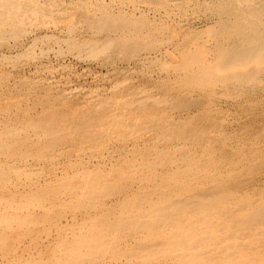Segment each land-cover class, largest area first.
Masks as SVG:
<instances>
[{"label": "rangeland", "instance_id": "rangeland-1", "mask_svg": "<svg viewBox=\"0 0 264 264\" xmlns=\"http://www.w3.org/2000/svg\"><path fill=\"white\" fill-rule=\"evenodd\" d=\"M8 1L0 264H264V0Z\"/></svg>", "mask_w": 264, "mask_h": 264}, {"label": "bare ground", "instance_id": "bare-ground-1", "mask_svg": "<svg viewBox=\"0 0 264 264\" xmlns=\"http://www.w3.org/2000/svg\"><path fill=\"white\" fill-rule=\"evenodd\" d=\"M11 1H12V0H11ZM48 1H49V0H48ZM155 1H156V0H155ZM155 1H154V2H155ZM142 2H143V1H142ZM8 3H9L8 0H0V14H2L3 12L5 13V7H6V12H7L8 7H9V6H8ZM17 4H18V3H17ZM164 4H165V3H164ZM189 4H190V3H189ZM18 5H20V4H18ZM49 6H50V5H49ZM52 7H53V6H52ZM163 8H164V7H163ZM9 9H10V8H9ZM13 10H14V9H13ZM18 10H20V9L18 8ZM22 10H23V9H22ZM36 10H37V9H36ZM170 10H171V9H170ZM15 11H16V10H15ZM42 11H43V10H42ZM166 11H167V10H166ZM182 11H183V10H182ZM33 12H35V11H33ZM39 12H40V11H39ZM43 12H44V11H43ZM30 13H31V12H30ZM68 13H69V12H68ZM15 14H16V13H15ZM25 14H26V13H25ZM28 14H29V12H28ZM41 14H42V13H41ZM41 14H40V15H41ZM51 14H52V13H51ZM22 15H23V13H22ZM37 15H39V14H37ZM14 16H15V15H14ZM31 16H32V15H31ZM11 17H12V15H11ZM23 17H24V16H23ZM23 17H22V18H23ZM35 17H36V16H35ZM100 17H101V16H100ZM0 20H1V19H0ZM3 20H4V18H3ZM33 20H34V19H33ZM81 20H82V19H81ZM12 21H13V20H12ZM87 21H88V20H87ZM28 22H29V21H28ZM28 22H27V23H28ZM4 23H5V22H4ZM14 23H15V22H14ZM0 25H1V24H0ZM10 25H12V24H10ZM70 25H71V24H70ZM74 26H75V25H74ZM1 28H3V27H1ZM70 28H72V27H70ZM82 34H83V33H82ZM262 43H263V42H261V44H262ZM263 44H264V43H263ZM9 48H11V47H9ZM54 50H55V49H54ZM258 51H259V50H258ZM53 53H54V52H53ZM247 53H248V52H247ZM237 54H238V53H237ZM250 54H251V53H250ZM257 54H258V53H257ZM259 54H260V53H259ZM241 55H242V54H241ZM256 56H257V55H256ZM236 57H237V56H236ZM227 58H228V57H227ZM248 58H249V57H248ZM252 58H253V57H252ZM255 58H256V57H255ZM234 59H235V58H234ZM240 59H241V58H240ZM261 60H262V59H261ZM137 63H138V62H137ZM225 63H226V62H225ZM230 63H231V62H230ZM230 63H229V64H230ZM229 64H227V66H228ZM245 64H246V63H245ZM220 65H221V64H220ZM239 66H240V65H239ZM140 67H141V66H140ZM225 67H226V65H225ZM252 67H253V65L251 66V68H252ZM227 68H228V67H227ZM237 68H238V67H237ZM235 70H236V69H235ZM157 88H158V87H157ZM148 90H149V89H148ZM140 91H141V90H140ZM137 96H138V95H137ZM148 98H149V97H148ZM153 98H154V97H153ZM161 98H162V97H161ZM94 99H95V98H94ZM116 99H117V98H116ZM126 99H127V98H126ZM145 99L147 100V98H145ZM158 99H160V98H158ZM111 100H112V99H111ZM117 100H118V99H117ZM142 100H143V99H142ZM142 100H141V101H142ZM161 100H162V99H161ZM195 100H196V99H195ZM104 101H105V100H104ZM107 101H109V100H107ZM114 101L116 102V100H114ZM137 101H138V100H137ZM147 101H148V100H147ZM155 101H156V100H155ZM196 101H197V100H196ZM196 101H195V103H196ZM100 102H101V101H100ZM100 102H98V103H100ZM115 102H114V103H115ZM142 102H143V101H142ZM153 102H154V101H153ZM157 102H158V101H157ZM164 102H165V101H164ZM112 103H113V102H112ZM129 103H130V102H129ZM139 103H140V101H139ZM151 103H152V102H151ZM109 104H111V103H109ZM109 104H106V108H108V109H106V116H105V117L103 116V118H105L106 121L103 120V122H106V124H109V123H110L111 125L114 124V123H116V125H117V124H120V123H122V124H128V123H126V122H127V121H126L127 119H125V115H126L128 112H126V111H119L121 108L119 109V108H117V106H115V105H114L115 107H111L112 105H109ZM131 104H132V103H131ZM133 104H134V103H133ZM156 104H157V103H156ZM103 105H105V104L103 103ZM107 105H109V106H107ZM121 105H122V104H121ZM125 105H126V104H125ZM160 105H161V104H160ZM1 106H2V104H1ZM122 106H123V105H122ZM136 106L138 107L137 103H136ZM143 106H145V105H143ZM76 107H77V106H76ZM175 107H176V106H175ZM122 109H123V108H122ZM126 109H127V108H126ZM95 110H96V109H95ZM101 110H102V109H101ZM69 111H70V110H69ZM71 111H72V110H71ZM73 111H75V110H73ZM127 111H129V110H127ZM131 111H132V110H131ZM103 112H104V111H103ZM134 112H135V110H134ZM137 112H138V111H136L135 113H137ZM139 112H140V111H139ZM82 113H83V115H84V112H82ZM82 113H81V114H82ZM101 113H102V112H101ZM56 114H57V113H56ZM66 114H67V112H66ZM66 114H65V115H66ZM68 114H69V113H68ZM121 114H122V115L124 114V117H121ZM54 115H55V114H54ZM83 115H81V116H83ZM88 115H89V114H88ZM104 115H105V114H104ZM51 116H52V115H51ZM71 116H72V114H71ZM84 116H85V115H84ZM99 116H101V115H99ZM46 117H47V116H46ZM72 117H73V116H72ZM57 118H58V117H56V120H57ZM60 118H61V117H60ZM137 118H138V117H137ZM62 119H64V118H62ZM69 120H70V119H69ZM134 120H135V119H134ZM40 121H41V120H40ZM58 121H61V120H58ZM58 121H57V122H58ZM64 121H65V120H64ZM66 121H68V120H66ZM88 121H89V119H88ZM88 121H87V122H88ZM137 121H139V119H138ZM137 121H136V122H137ZM140 121H143V120H140ZM35 122H36V121H35ZM52 122H53V121H52ZM54 122H55V121H54ZM45 123H46V122H45ZM45 123H44V125H45ZM42 124H43V123H42ZM46 124H47V123H46ZM58 124H59V123H58ZM81 124H83V123H81ZM84 124H85V123H84ZM95 124H96V123H95ZM99 124H100V123H99ZM110 124H109V125H110ZM131 124H132V122H131ZM134 124H135V123H134ZM36 125H37V124H36ZM136 125H137V124H136ZM105 126H106V125H105ZM149 126H150V125H149ZM149 126H147V127L149 128ZM39 127H40V126H39ZM39 127H38V128H39ZM76 127H77V126H76ZM112 127H114V126H112ZM121 127H122V125H121ZM165 127H166V126H165ZM56 128H57V127H56ZM84 128H85V127H84ZM89 128H90V127H89ZM103 128H104V127H103ZM58 129H59V128H58ZM143 129H144V128H142V130H143ZM76 130H77V129H76ZM79 130H80V129H79ZM95 130H96V129H95ZM99 130H100V128H99ZM134 130H135V129H134ZM144 130H145V129H144ZM157 130H158V129H157ZM49 131H51V130H49ZM57 131H58V130H57ZM65 131H66V130H65ZM84 131H85V130H84ZM90 131H91V130H90ZM100 131H102V130H100ZM137 131H138V130H137ZM154 131H155V130H154ZM103 132H104V131H103ZM53 133H55V132H53ZM56 133H58V132H56ZM59 133H60V132H59ZM122 133H123V131H122ZM126 133H127V132H126ZM128 133H129V132H128ZM51 134H52V132H51ZM130 134H131V133H130ZM46 135H48V134H46ZM49 135H50V134H49ZM54 135H55V134H54ZM124 135H125V134H124ZM35 141H36V140H35ZM117 141H118V140H117ZM12 144H13V143H12ZM48 144H49V143H48ZM1 145H2V144H1ZM45 145H46V144H45ZM34 146H35V145H34ZM48 147H49V146H48ZM48 147H47V148H48ZM0 149H1V148H0ZM9 149H10V148H9ZM14 149H15V148H14ZM17 149H18V148H17ZM45 150H46V148H45ZM158 150H159V149H158ZM28 156H29V155H28ZM135 158H136V157H135ZM123 162H124V161H123ZM123 165H124V164H123ZM83 171H84V170H83ZM98 172H99V171H98ZM98 172H96V173H98ZM119 174H120V173H119ZM77 175H78V174H77ZM89 175H90V174H89ZM93 175H94V173H93ZM113 175H114V174H113ZM125 175H126V174H125ZM98 176H99V175H98ZM100 176L102 177L103 174L100 175ZM106 176H107V175H106ZM122 176H123V175H122ZM70 177H71V176H70ZM89 177H90V176H89ZM232 177H233V176H232ZM65 178H66V177H65ZM94 178H96V176H95ZM68 179H69V178H68ZM70 179H71V178H70ZM76 179H77V178H76ZM79 180H81V179H79ZM95 180H96V179H95ZM105 180H106V179H105ZM234 180H235V179H234ZM97 181H98V180H97ZM102 181H103V180H102ZM68 182H69V181H68ZM84 182H85V181H84ZM108 182H109V181H108ZM228 182H229V181H228ZM243 182H244V181H243ZM58 183H59V182H58ZM63 183H65V182H63ZM73 183H74V182H73ZM61 184H62V183H61ZM67 184H68V183H67ZM69 184H70V183H69ZM69 184H68V186H69ZM88 184H89V183H88ZM88 184H87V185H88ZM90 184H92V183H90ZM226 184H227V183H226ZM229 184H230V183H229ZM236 184H237V183H236ZM242 184H243V183H242ZM72 185H73V184H72ZM76 185H77V184H76ZM87 185H86V186H87ZM92 185H93V184H92ZM64 186H65V185H64ZM86 186H83V187L86 188ZM101 186H102V185H101ZM104 186H105V185H104ZM111 186H112V184H111ZM225 186H226V185H225ZM74 187H75V186H74ZM77 187H78V186H77ZM108 187H109V186H108ZM126 187H127V186H126ZM211 187H212V186H211ZM65 188H66V187H65ZM69 188H70V190H71L72 187L69 186ZM69 188L66 189V190H69ZM123 188H124V187H123ZM76 189H77V188H76ZM93 189H95V188H93ZM99 189H101V187H100ZM109 189H110V188H109ZM208 189H209V188H208ZM220 189H221V188H220ZM63 190H64V189H63ZM70 190H69V191H70ZM77 190H78V189H77ZM84 190H85V189H84ZM104 190H106V189H104ZM48 191H51V190H48ZM55 191L58 192V190H55ZM64 191H65V190H64ZM72 191H73V190H72ZM78 191H79V190H78ZM52 192H53V191H52ZM49 193H50V192H49ZM67 193H70V192H67ZM74 193H75V192H74ZM97 193H98V192H97ZM97 193H96V194H97ZM109 193H110V192H109ZM156 193H157V192H156ZM165 193H166V192H165ZM45 194H46V193H45ZM56 194H57V193H56ZM93 194H94V196H95V192H94ZM98 194H100V193H98ZM143 194H144V193H143ZM210 194H212V193H210ZM214 194H215V193H214ZM78 195H79V194H78ZM101 195H102V193H101ZM141 195H142V194H141ZM144 195H145V194H144ZM180 195H181V194H180ZM190 195H191V194H190ZM76 196H77V195H76ZM87 196H90V195H87ZM91 196H92V195H91ZM109 196H110V195H109ZM138 196L141 197L140 194H138ZM138 196H137V197H138ZM201 196H202V194H201ZM228 196H229V195H228ZM43 197H44V196H43ZM46 197H47V196H46ZM105 197H106V196H105ZM137 197H135V198H137ZM186 197H187V196H186ZM92 198H94V197H92ZM95 198H96V197H95ZM133 198H134V197H133ZM218 198H219V197H218ZM40 199H42V197H41ZM86 199H87V198H86ZM96 199H97V198H96ZM185 199H186V198H184V201H185ZM188 199H190V198H188ZM3 200H4V199H3ZM126 200H127V199H126ZM179 200H180V199H179ZM186 200H187V199H186ZM35 201H36V200H35ZM91 201H92V200H91ZM96 201H97V200H96ZM123 201H124V200H123ZM155 201H157V200H155ZM173 201H174V200H173ZM175 201H177V200H175ZM189 201H190V200H189ZM69 202H70V201H69ZM127 202L129 203L130 201H127ZM131 202H132V201H131ZM159 202H160V201H159ZM193 202H194V201H193ZM193 202H192V203H193ZM195 202H196V201H195ZM195 202H194V203H195ZM260 202H261V201H260ZM6 203H7V202H6ZM75 203H76V202H75ZM75 203H74V204H75ZM141 203H142V201H141ZM185 203H186V202H185ZM185 203H182V204H185ZM187 203H188V202H187ZM189 203H190V202H189ZM167 204H168V203H167ZM178 204H180V203H178ZM178 204H177V205H178ZM260 204H262V203H260ZM77 205L79 206V204H77ZM91 205H92V204H91ZM95 205H96V204H95ZM11 206H12V205H11ZM68 206H69V205H68ZM73 206H74V205H73ZM93 206H94V204H93ZM122 206H123V205H122ZM124 206H126V205H124ZM140 206H141V205H140ZM166 206H167V205H165L164 207L167 208ZM173 206H174V205H173ZM173 206H172V207H173ZM240 206L242 207V205H240ZM69 207H70V206H69ZM90 207H91V206H90ZM175 207H178V206H175ZM238 207H239V206H238ZM94 208L96 209V207H94ZM94 208H93V209H94ZM146 208H147V207H146ZM158 208H159V207H158ZM262 208H263V207H262ZM161 209H162V208H161ZM161 209H159V210H161ZM174 209H177V208H174ZM263 209H264V208H263ZM233 210H234V209H233ZM89 211H90V210H89ZM229 211H230V210H229ZM235 211H236V209H235ZM255 211H256V210H255ZM236 212H237V211H236ZM241 212H242V211H241ZM102 213H103V212H102ZM237 213H238V212H237ZM253 213H254V211H253ZM255 213H256V212H255ZM259 213H260V212H259ZM259 213H258V214H259ZM143 214H144V213H143ZM147 214H148V213H147ZM166 214H167V213H166ZM260 214H261V213H260ZM260 214H259V215H260ZM102 215H103V214H102ZM107 215H108V214H107ZM109 215H110V214H109ZM127 215H128V214H127ZM153 215H154V214H153ZM156 215L158 216L157 213H156ZM169 215H170V214H169ZM169 215H168V216H169ZM228 215H229V214H228ZM236 215H237V214H236ZM250 215H251V213H250ZM6 216H7V214H6ZM8 216H9V215H8ZM12 216H13V215H12ZM134 216H136V215H134ZM137 216H138V215H137ZM157 216H156V217L154 216V217L157 218ZM161 216L164 217V215H160L159 218H161ZM170 216H171V215H170ZM252 216H253V215H252ZM10 217H11V216H10ZM14 217H15V216H14ZM14 217H13V219H14ZM98 217H99V216L96 217L97 220H98ZM126 217H128V216H126ZM144 217H149V216L147 215V216H144ZM163 217H162V218H163ZM131 218H132V217H131ZM131 218H130V219H131ZM150 218H151V216H150ZM165 218H166V216H165ZM239 218H240V217H239ZM249 218H251V216H250V217L248 216V220H249ZM256 218H257V217H256ZM259 218H260V217H259ZM259 218H258V219H259ZM1 219H5V218H1ZM8 219H9V218H8ZM13 219H12V220H13ZM114 219H115V218H114ZM125 219H127V218H125ZM143 219H144V218H143ZM143 219L141 220L142 223H143ZM226 219H227V218H226ZM244 219H245V218H244ZM244 219H243V220H244ZM246 219H247V218H246ZM10 220H11V219H10ZM15 220H16V219H15ZM111 220H112V219H111ZM118 220H119V219H118ZM122 220H123V219H122ZM134 220H136V219H134ZM146 220H147V219L145 218V221H146ZM148 220H149V218H148ZM148 220H147V221H148ZM154 220H156V219H154ZM154 220H153V221H154ZM239 220H240V219H239ZM254 220H256V219H254ZM261 220H262V219H261ZM101 221H102V220H101ZM119 221L121 222V220H119ZM119 221H118V222H119ZM124 221H125V220H124ZM124 221H122V222H124ZM128 221H129V220H128ZM150 221H152V220H151V219L149 220V224H147V226L151 224ZM236 221H237V220H236ZM244 221H245V220H244ZM258 221H259V220H258ZM8 222H9V221H8ZM122 222H121V223H122ZM126 222H127V221H126ZM134 222H135V221H134ZM221 222H223V220H222ZM252 222H253V221H252ZM20 223H21V221H20ZM113 223L115 224V226L118 224V223H115V222H113ZM142 223H141V224L138 223V224H140V225L142 226ZM146 223H147V222H146ZM152 223H153V222H152ZM156 223H158V224H157L158 226H159V225L161 226L163 223H166V222H164V220H162L161 222H160V220H156ZM156 223L154 222V224H156ZM161 223H162V224H161ZM171 223H172V222H171ZM254 223H255V222H254ZM256 223H257V222H256ZM256 223H255V224H256ZM258 223H259V222H258ZM261 223H262V222H261ZM15 224H16V223H15ZM119 224H120V223H119ZM129 224H130V223H129ZM143 224H144V223H143ZM252 224H253V223H252ZM255 224H254V225H255ZM9 225H10V224H9ZM17 225H18V223H17ZM93 225H94V224H93ZM151 225H152V224H151ZM157 225H156V226H157ZM224 225H225V224H224ZM260 225H261V224H260ZM80 226H81V225H80ZM115 226H114V227H115ZM122 226H123V225H122ZM134 226H135V225H134ZM136 226H137V225H136ZM156 226H155V227H156ZM158 226H157V227H158ZM163 226H164V224H163ZM199 226H200V224H199ZM233 226H234V225H233ZM246 226H247V225H246ZM249 226H250V225H249ZM4 227H5V226H4ZM84 227H86V226L84 225L83 228H84ZM96 227H97V226H96ZM108 227H109V226H108ZM110 227H111V226H110ZM143 227H146V226L143 225ZM150 227H151V226H150ZM250 227H251V226H250ZM257 227H258V226H257ZM5 228H6V227H5ZM100 228H101V230H102V229L105 228V226H104V227H102V226L100 227V225H99V228H96V229L100 230ZM134 228H135V227H134ZM134 228H133V229H134ZM137 228L139 229L140 226H138ZM147 228H148V227H147ZM158 228H159V227H158ZM163 228H164V227H163ZM226 228H227V227H226ZM243 228H244V227H243ZM91 229H92V228H91ZM96 229L93 228V230H96ZM106 229H107V228H106ZM116 229H117V228H116ZM131 229H132V228H131ZM133 229H132V231H133ZM140 229H141V228H140ZM213 229H214V228H213ZM245 229H246V230H249V228H248V229L245 228ZM98 230H97V232H98ZM101 230H100L99 232H101ZM121 230H122V229H121ZM200 230H201V229H200ZM241 230H242V229H241ZM241 230H239V232H240ZM253 230H254V229H253ZM253 230H252V231H253ZM12 231H13V230H12ZM86 231H87V230H86ZM103 231H104V230H103ZM107 231H108V229H107ZM119 231H120V229H119ZM122 231H123V230H122ZM124 231H125V229H124ZM129 231H130V230H129ZM217 231H219V230H217ZM220 231H222V230H220ZM220 231H219V232H220ZM242 231H244V230H242ZM78 232H79V231H78ZM126 232H127V231H126ZM203 232H204V231H203ZM215 232H216V231H215ZM263 232H264V230H263ZM121 233H122V232H121ZM207 233H208V232H207ZM217 233H218V232H217ZM233 233H234V231H233ZM241 233H242V232H241ZM241 233H239V234H241ZM245 233H246V232H245ZM258 233H259V232H258ZM11 234H12V233H11ZM94 234H97V233H96V232H95V233L93 232V235H94ZM99 234H100V236L102 235L101 233H99ZM176 234H177V232H176ZM204 234H206V231H205ZM209 234H210V232H209ZM246 234H247V233H246ZM248 234L250 235V233H248ZM252 234H253V233H252ZM252 234L250 235V238H251ZM259 234H260V233H259ZM103 235H104V234H103ZM108 235H109V234H108ZM171 235H172V234H171ZM171 235H170V236H171ZM222 235H223V234H222ZM231 235H232V234H231ZM233 235H234V234H233ZM262 235L264 236L263 233H262ZM2 236H4V235H2ZM6 236H7V235H6ZM79 236H80V235H79ZM81 236H83V235H81ZM90 236H91V235H90ZM95 236H96V235H95ZM95 236H94L93 238H95ZM97 236H98V235H97ZM220 236H221V234H220ZM236 236H238V235H236ZM236 236H235V237H236ZM243 236H244V235H243ZM258 236H259V235H258ZM102 237H103V236H102ZM182 237H183V236H182ZM184 237H185V236H184ZM210 237H211V236H210ZM210 237H209V238H210ZM223 237H224V236H223ZM225 237H227V239L230 238V237L228 238V234H227V236H226V233H225ZM245 237H246V235H245ZM245 237H244V239H245ZM247 237H248V236H247ZM7 238H8V236H7ZM76 238H77V237H76ZM78 238H80V237H78ZM78 238H77V239H78ZM93 238H91L90 240L92 241ZM98 238H99V237H98ZM100 238H101V237H100ZM100 238H99V241H100ZM165 238H167V237L165 236ZM177 238H178V237H177ZM204 238H205V237H204ZM241 238H243V237L240 236V238H238V239L241 240ZM253 238H255V237H253ZM259 238L261 239V237H259ZM263 238H264V237H263ZM1 239H2V238H1ZM168 239H169V238H168ZM171 239H172V238H171ZM182 239H183V238H181V237H180V239H179V238H178L177 240L175 239L176 241L174 240V238H173L174 241H171V240L169 239V241L167 242V244H165V246L163 245V242H162L163 240L161 241L162 243L159 242V241H155V243L158 242L157 244H155V246H157V249H158V248H159V249H162V250L164 249V251L167 252V253L170 252L171 250H173V251H175V252H178V251L181 249V247L184 246V244H183V242H182V241H183ZM230 239H231V238H230ZM85 240H86V239H85ZM115 240H116V239H115ZM208 240H210V239H208ZM212 240H213V239H212ZM221 240H222V239H221ZM224 240H225V238H224ZM224 240H223V241H224ZM242 240H243V239H242ZM242 240H241V241H242ZM6 241H7V240H6ZM80 241H81V240H80ZM94 241H95V240H93V243H94ZM96 241H97V239H96ZM101 241H103V240H101ZM101 241H100L99 243H102ZM116 241H117V240H116ZM116 241H115V243H117ZM185 241H187V240H185ZM190 241H192V240H190ZM197 241H198V240H197ZM201 241H202V240H201ZM201 241H200V242H201ZM210 241H211V240H210ZM217 241H218V240H217ZM4 242H5V241H4ZM187 242H188V241H187ZM206 242L208 243V241H206ZM214 242H216V241L214 240ZM219 242L222 243L221 241H219ZM237 242H238V241H237ZM237 242H234L233 245L237 244ZM255 242H256V240H255ZM262 242H263V240H262ZM7 243H8V242H7ZM89 243H90V244H89ZM89 243H88L89 245H92L90 241H89ZM95 243H96V242H95ZM99 243H98V246H97V247H99ZM109 243H110V242H109ZM113 243H114V242H113ZM191 243H192V242H191ZM198 243H199V242H198ZM201 243H202V242H201ZM211 243H212V242H211ZM217 243H218V242H217ZM231 243H232V240H230V241H226V240H225V241L223 242V244H222L221 247H219V246H218V247H215V246H214L215 243H213L212 247L214 246V248H211V251H218V252H219V251H221V252L223 251V252H225V253H232V255H233V253L236 252L237 248L229 249V247L231 246ZM239 243H241V242H238V244H239ZM70 244H71V243H70ZM106 244H108V242H107ZM110 244H111V243H110ZM141 244H142V243H141ZM203 244H204V243H203ZM86 245H87V244H86ZM89 245H88L87 247H89ZM94 245L96 246L97 243L94 244ZM144 245H145V244H144ZM152 245H153V244H152ZM152 245H151V246H152ZM160 245H161L162 247H164V248H161ZM187 245L190 246L191 244H187ZM192 245H193V244H192ZM197 245H198V244H197ZM197 245H196V246H197ZM199 245H200V243H199ZM199 245H198V246H199ZM205 245H206V243H205ZM205 245H204V247H205ZM215 245H217V244H215ZM218 245H219V244H218ZM243 245H244V244H243ZM248 245H249V244H248ZM250 245H251V244H250ZM5 246H6V245H5ZM62 246H63V245H62ZM82 246H83V245H82ZM82 246H81V247H82ZM92 246H93V245H92ZM103 246H105V245L103 244ZM185 246H186V245H185ZM188 246H187V248H184L185 251H186V249H188ZM208 246L210 247V245H208ZM238 246H239V245H238ZM1 247H2V246H1ZM3 247H4V246H3ZM63 247H64V246H63ZM74 247H75V246H74ZM74 247H73V248H74ZM81 247H80V249H81ZM83 247H84V246H83ZM141 247H142V246H141ZM165 247H166V248H165ZM190 247H192V246H190ZM231 247H233V246H231ZM241 247H242V245H241ZM253 247H255V244H254ZM75 248H76V247H75ZM75 248H74V249H75ZM93 248H94V247H93ZM106 248H107V247H106ZM194 248H196V247H194ZM57 249H58V248H57ZM83 249H85V248H83ZM87 249H89V248H87ZM99 249H100V248H99ZM169 249H171V250H169ZM189 249H190V248H189ZM202 249H203V247H202ZM206 249L208 250L207 246H206ZM244 249H247V248H244ZM67 250H68V249H67ZM70 250H71V249H70ZM70 250H69V251H70ZM75 250H77V249H75ZM97 250H98V249H97ZM104 250H105V249H104ZM104 250H103V252H104ZM168 250H169V251H168ZM182 250H183V248H182ZM191 250H193V249H191ZM191 250H189V251H191ZM194 250H195V249H194ZM194 250H193V251H194ZM254 250H255V249H254ZM22 251H23V250H22ZM78 251H79V250H78ZM183 251H184V250H183ZM202 251H203V250H202ZM211 251H210V252H211ZM243 251H244V250H243ZM255 251H256V250H255ZM255 251H254V252H255ZM67 252H68V251H67ZM100 252H101V250H100ZM191 252H192V251H191ZM200 252H201V251H200ZM206 252H207V251H206ZM206 252H205V254H206ZM241 252H242V251H241ZM9 253H10V252H9ZM9 253H8V254H9ZM73 253L75 254V252H73ZM76 253H78V252L76 251ZM83 253H85V252H83ZM86 253H87V252H86ZM142 253H143V252H142ZM167 253H166V254H167ZM181 253H183V252H180V256H182ZM207 253H208V252H207ZM236 253H237V252H236ZM90 254H92V253H90ZM93 254H94V253H93ZM183 254H186V252L183 253ZM198 254H199V252H198ZM202 254H204V253H202ZM215 254H217V253L215 252ZM131 255H132V254H131ZM161 255H163V254H161ZM164 255H165V254H164ZM192 255H193V254H192ZM194 255H195V253H194ZM196 255H197V254H196ZM199 255H200V254H199ZM224 255H225V254H224ZM230 255H231V254H230ZM230 255H226V256H230ZM232 255H231V256H232ZM142 256H143V254H142ZM188 256H189V255H188ZM235 256H236V255H235ZM235 256H234V257H235ZM145 257H146V256H145ZM186 257H187V256H186ZM207 257H209V256H207ZM211 257H212V256H211ZM223 257H225V256H223ZM236 257H237V256H236ZM140 258H141V257H140ZM156 258H157V257H156ZM158 258H159V257H158ZM252 258H253V257H252ZM191 259H192V258H191ZM191 259H189V260H191ZM224 259H225V258H224ZM189 260H188V261H189ZM210 260H211V259H210ZM210 260L207 261L208 264H209ZM184 261L186 262L187 260H184ZM184 261H183V262H184ZM197 261H198V260H197ZM201 261H203V260H201ZM201 261H199V262L201 263ZM189 262H190L189 264H191V261H189ZM218 262H219V261H218ZM226 262H227V261H226ZM63 263H64V262H63ZM181 263H182V262H181ZM205 263H206V262H205ZM235 263L237 264V262H235ZM192 264H193V263H192ZM215 264H216V263H215ZM220 264H221V263H220Z\"/></svg>", "mask_w": 264, "mask_h": 264}]
</instances>
